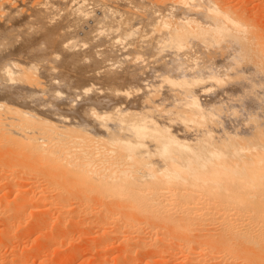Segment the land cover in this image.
<instances>
[{"label": "bare ground", "instance_id": "bare-ground-1", "mask_svg": "<svg viewBox=\"0 0 264 264\" xmlns=\"http://www.w3.org/2000/svg\"><path fill=\"white\" fill-rule=\"evenodd\" d=\"M229 1L0 0V264L79 227L95 264H264V27Z\"/></svg>", "mask_w": 264, "mask_h": 264}, {"label": "rangeland", "instance_id": "rangeland-1", "mask_svg": "<svg viewBox=\"0 0 264 264\" xmlns=\"http://www.w3.org/2000/svg\"><path fill=\"white\" fill-rule=\"evenodd\" d=\"M234 1H235V0H231V1H229V2L233 3ZM240 1H241L242 3H244V2H246V1H248V0H240ZM261 1H262V2H261ZM235 2H236V1H235ZM235 2H234V3H235ZM237 2H238V0H237ZM241 2H238V4L240 5ZM254 2H258V3L260 2V3L258 4V3H254ZM261 3H262V4H261ZM252 4H253V5L255 4V5L253 6ZM248 5H249V6H248ZM258 5H259L260 7H259ZM241 6H242V7H244V6L246 7V6H247V7L249 8L248 10H250V12H249L247 9H245V7H244L243 9L247 10L250 14H253V16L257 18V19H255V21H257V23L260 22V25L264 27V16H263V14H264V10H263V9H264V0H260V1H259V0H250V1H248L247 3H244V4L241 5ZM250 6H251V7H250ZM257 7H258L259 9H258ZM262 7H263V8H262ZM250 8H251V9H250ZM252 8H253L254 10H253ZM255 8H256V9H255ZM260 8H261V9H260ZM251 10L253 11V13L251 12ZM257 10H258V11H257ZM261 10H262V11H261ZM255 11H257V12L254 14ZM262 12H263V13H262ZM262 17H263V18H262ZM262 24H263V25H262ZM262 29H263V28H262ZM263 30H264V29H263ZM80 228H81V227L74 229V230H76V231H75L76 233H74V232H73V233H74V235H75L76 238L74 237V239L72 240V242H73L74 240H76L77 238L79 239V236L82 235L84 229H80ZM45 229H49L48 226H47V228H44V229H43L44 231H47V230H45ZM81 231H82V232H81ZM77 233L79 234V236H78ZM80 233H81V234H80ZM94 233H95V232H94ZM76 234H77L78 237L76 236ZM84 234H85V233H84ZM95 234H97V233H95ZM95 234L92 236V239L95 238V237H97V239L99 240L98 237H100V236H99V235H96V236H95ZM35 235H36V234H35ZM35 235L32 236V237H33V238H32L33 240H32V239H31V240L29 239L30 241H29V240H27V241L31 242V244H32V241H34V243H33L32 245H35V244H36V245L43 244V243H41L42 239L39 240V237H38L37 235H36V236H35ZM85 235H87V234H85ZM34 236H35V237H34ZM83 236H84V235H82V236L80 237L81 239H79V240L77 239L78 241L76 240V241H74L73 243L70 242V243H68V245H62V246H61V249L64 250V251H67V250H65V249H68V250H69V248H71V249H75V251L77 250V251H76V254H75L73 257L68 258L69 260L67 259V260L65 261V264H95V263L98 262V260H99L98 258L100 257L101 252H99L98 249H96V251H95V250L89 248V247L94 248L95 245L97 246V244H95L94 246H92V244H94L93 242L97 243L98 241H97L96 239H94V241L91 243V246L88 247L86 241L88 240V237H89V236H86L85 238H84ZM94 236H95V237H94ZM82 237L84 238V240H83ZM90 238H91V237H89V239H90ZM90 240H91V239H90ZM90 240H88V241H90ZM95 240H96L97 242H96ZM27 241H25L26 244H28ZM44 241H45V240L43 239L42 242H44ZM91 241H92V240H91ZM18 243H19V242H17V246L19 245ZM20 243H21L20 245H24V244H25L23 241H20ZM38 243H39V244H38ZM85 243H86V244H85ZM31 244L29 243V245H31ZM84 244H85V245H84ZM63 246H64V248H63ZM83 246H85V247H83ZM86 247H87L88 249H87ZM97 247H98V246H97ZM95 248H96V247H95ZM95 248H94V249H95ZM117 248H118V249H117ZM119 248H120V247L118 246V247H116L115 249H113V248L110 249V248H109L108 250H109V253L112 252L111 250H113V251H114L113 253H115V256H116V255H118V252L120 253V251H121V249L119 250ZM71 249H70V250H71ZM70 250H69V251H70ZM115 250H116L117 252H116ZM118 250H119V251H118ZM51 251H52V252H51ZM51 251H50V252H47V253H44V255H43V254H41V255H38V254L36 255V254H35V256H33V258H34L33 260H34V261H31V259H30L29 263H31V262L33 263V262H34V264H38L39 261H41V258H42V260H46L45 262H43V264H55V261H56V259L58 258L59 254L54 253L53 250H51ZM64 251H63V254H66V252H64ZM8 252H9V250H8ZM67 252H68V251H67ZM96 253H97V254H96ZM98 254H99V257L97 256ZM110 254H112V253H110ZM113 256H114V254H113ZM113 256H112V257H113ZM115 256L113 257V260H112V259H109V263H110V264H113V263H115V262L117 261V259H116L117 256H116V258H115ZM37 257H38V258H37ZM31 258H32V257H31ZM110 258H111V256H110ZM114 259H116V261H115ZM83 260H84V261H83ZM140 260H141V259H140ZM140 260H139V261H140ZM67 261H68V262H67ZM96 261H97V262H96ZM112 261H114V262H112ZM139 261H137L136 264H137V263H138V264H139V263H140V264H141V263L146 264V262L143 261V260H142L143 262H142V261L139 262ZM94 262H95V263H94ZM111 262H112V263H111ZM144 262H145V263H144ZM32 263H31V264H32ZM109 263H108V264H109ZM115 264H116V263H115ZM174 264H180V263H174Z\"/></svg>", "mask_w": 264, "mask_h": 264}]
</instances>
